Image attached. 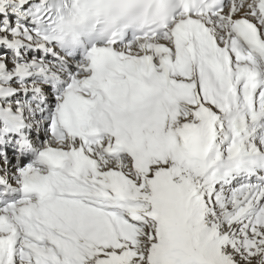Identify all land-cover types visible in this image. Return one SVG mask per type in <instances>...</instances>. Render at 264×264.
Segmentation results:
<instances>
[{"label":"snow or ice","instance_id":"snow-or-ice-1","mask_svg":"<svg viewBox=\"0 0 264 264\" xmlns=\"http://www.w3.org/2000/svg\"><path fill=\"white\" fill-rule=\"evenodd\" d=\"M60 42L70 0H0V264H264V0Z\"/></svg>","mask_w":264,"mask_h":264}]
</instances>
